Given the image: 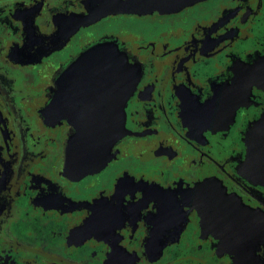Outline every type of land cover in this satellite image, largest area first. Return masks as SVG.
Segmentation results:
<instances>
[{"label": "flooded vegetation", "instance_id": "1", "mask_svg": "<svg viewBox=\"0 0 264 264\" xmlns=\"http://www.w3.org/2000/svg\"><path fill=\"white\" fill-rule=\"evenodd\" d=\"M124 1L0 0V264H264V182L240 174L264 122V0ZM103 43L138 79L110 160L78 176L56 113L88 100L63 83L52 104Z\"/></svg>", "mask_w": 264, "mask_h": 264}, {"label": "water", "instance_id": "2", "mask_svg": "<svg viewBox=\"0 0 264 264\" xmlns=\"http://www.w3.org/2000/svg\"><path fill=\"white\" fill-rule=\"evenodd\" d=\"M205 0H125L116 11L129 14H173ZM87 22L82 19L81 24ZM138 76L117 45L103 43L83 53L57 80L58 93L52 107L58 109L63 98L61 84L70 83L80 98L88 101V111L64 115L76 133L69 138L66 167L78 176L95 173L110 160L112 146L124 135V107ZM246 164L253 176L264 182V122L255 126L246 140ZM256 175V176H255Z\"/></svg>", "mask_w": 264, "mask_h": 264}, {"label": "rangeland", "instance_id": "3", "mask_svg": "<svg viewBox=\"0 0 264 264\" xmlns=\"http://www.w3.org/2000/svg\"><path fill=\"white\" fill-rule=\"evenodd\" d=\"M241 106H237V108H239ZM231 117H232V122H233V119H234V116H235V111L233 113L230 114ZM231 123V122H230ZM262 122H256L254 123L255 126L261 124ZM253 130V129H252ZM251 129L248 131L247 135H246V138L243 140L244 143H246V140H247V137L248 135L250 134V132L252 131ZM246 162V159L244 161H242L241 163V166H240V174L242 177L246 178L247 180H253V181H258L254 176H253V173L250 172V170H248V167H247V164L245 163ZM256 176V175H255Z\"/></svg>", "mask_w": 264, "mask_h": 264}]
</instances>
